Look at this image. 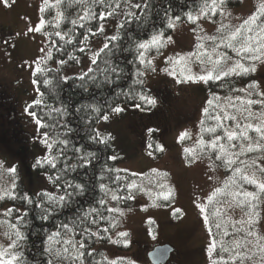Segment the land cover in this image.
I'll return each mask as SVG.
<instances>
[{
    "label": "snow or ice",
    "instance_id": "obj_1",
    "mask_svg": "<svg viewBox=\"0 0 264 264\" xmlns=\"http://www.w3.org/2000/svg\"><path fill=\"white\" fill-rule=\"evenodd\" d=\"M0 3L8 5L9 0ZM184 6L188 10L180 15L173 14L171 8L165 10L162 26L153 25L149 30L150 0H42L40 13L56 11L50 19L41 16L25 33L43 31L48 38L39 49L40 55L28 64L36 96L25 112L34 120L39 142L46 150L33 167L44 169L47 180L59 192H20L14 181L10 188H0V224L8 227L4 233L8 243L0 244V264H57L58 260L61 264H118V260L102 252L101 258L96 259L95 245L120 244V238L127 236L119 230L115 231V240L106 235L118 229V220L105 213L122 216L118 206L109 205L134 199L137 185L119 175L127 169H116L107 163L116 161L117 155L107 156L93 185L102 195L86 208L80 205L78 198L85 195L86 185L67 179V174L94 168L99 158L84 145L76 146L70 139L62 138L75 129L66 119L72 113L69 105L60 100L58 90L70 82L88 92L90 87L102 89L131 77L127 89L107 98L108 109L96 102L75 108L76 113H88L89 119L91 113H96L95 122L108 121L110 113L124 111L119 103L112 106L121 96L136 108L156 104L155 98L143 90V78L148 72L157 71L173 77L177 84H197L208 89L198 129L184 130L177 138L186 141L195 137L193 146L183 148L186 163L206 162L208 180L213 185L204 198L193 201L207 229L208 264H246L257 254L259 260H253V264H264V84L253 76L259 66H264V0H252V7L243 15H233L231 0H184ZM69 9H74V14ZM46 24L53 30L44 31ZM133 25L142 35L132 31ZM178 25L188 27L190 50L166 55L169 46L175 44L170 33H175ZM121 53L132 55L131 60H125L132 65L130 72L114 62L113 58ZM158 57L165 66L158 67ZM76 64L81 70L69 74ZM47 97L56 99L60 106L48 104ZM33 105L39 111H30ZM88 139L91 144L107 145L112 137L93 128ZM157 150L163 148L157 146ZM6 171L15 174L16 168ZM121 189L125 190L123 194ZM170 196V191L163 194V200L168 201ZM221 197L243 214L232 223V230L244 235L230 242L216 239L230 233L224 230L227 225L220 219V209L209 210V206L220 203ZM73 206L76 210L72 216L55 222L52 229L42 230L37 258L26 256L27 230L32 223L29 216L35 213V219L49 222ZM180 212L179 208L173 210L174 215ZM102 222H107V226ZM213 228L221 231L214 232ZM123 242L127 244L126 239ZM224 253L228 254L227 259Z\"/></svg>",
    "mask_w": 264,
    "mask_h": 264
},
{
    "label": "rangeland",
    "instance_id": "obj_2",
    "mask_svg": "<svg viewBox=\"0 0 264 264\" xmlns=\"http://www.w3.org/2000/svg\"><path fill=\"white\" fill-rule=\"evenodd\" d=\"M42 0H9V4L0 3V91L4 90L1 85L8 84L10 80L20 78V83L28 89L24 94L13 90L19 101L16 107L22 113L23 129L30 131V139L35 138L36 144L33 152L29 156L28 163L36 160L37 157L45 154V147L39 142L37 126L34 120L25 112L28 104L32 103L36 94L31 81L33 79L28 64L39 55V49L45 46L48 38L43 31L35 34H27L28 28L39 21L41 16L39 8ZM252 7V0H240L239 5H231L233 15L246 14ZM52 16L55 9H52ZM207 27V25H205ZM45 31V29H44ZM113 31L109 25V34ZM174 35L175 44L169 46L165 51L166 55L173 52L190 50V40L188 27L178 25ZM154 54V53H153ZM28 62V63H25ZM158 67L165 66L160 58H157ZM51 66V64H50ZM81 66L76 64L69 70L70 73H78ZM256 79L264 84V66H259ZM144 85L148 88L149 95L155 98L154 106L136 108L129 105H120L124 111L118 114H109L108 121H99L97 129L105 135H111L114 151L112 155H117L114 161L116 169H127L131 174L135 173L133 179L137 185L134 190V204L130 207H122L117 202H111L109 207L118 206L123 215L112 213V218L118 220V229L112 230L109 234L115 240L118 237L115 231L127 233L122 237L120 244L95 245L104 255L110 259L118 260V264H150L146 258L147 250L155 244L170 243L175 252L180 249H190L186 252L185 264H208V254L206 251L208 236L207 229L203 223V217L198 214L199 210L193 201L196 197L204 198L211 190L212 182L208 180L207 164L197 162L195 164L186 163L184 147L193 146L195 137L186 141H179V134L188 130L194 132L198 129V121L201 117V106L207 95V87L197 84H177L173 77L157 71L148 72L143 78ZM25 89V90H26ZM7 93H11L9 88ZM9 94H0V136L1 130H8L12 127V122L7 125V113L5 111L8 103L3 101V97ZM165 98L169 101L161 100ZM12 98V101L16 100ZM25 106V108H24ZM9 115V114H8ZM28 136L27 133H20L19 138ZM5 138V136H3ZM15 149L17 143H12ZM151 145V147H149ZM6 139L0 142V188H10L17 177H22L27 183L26 173L19 172L18 168L25 167L23 157L18 153L14 154ZM157 146L163 148L158 151ZM151 152L152 155L148 153ZM17 165H20L18 167ZM16 168V173L6 171L8 168ZM156 171L153 172L152 170ZM223 171V170H221ZM38 179L45 176L33 173ZM22 179V180H23ZM33 184V192L40 189H47L46 182ZM30 188V187H29ZM171 192L172 201L163 204V194ZM200 202V201H197ZM205 204L207 200L203 201ZM2 203V202H0ZM233 207V206H232ZM179 208L180 214L174 215L173 210ZM220 210L229 208L227 203L217 206ZM238 208V207H237ZM234 221L242 218V211L236 210L229 213ZM239 227V225H237ZM8 232L6 224H0V244L8 243L4 233ZM187 240L182 241L178 236ZM240 237L243 232L238 234ZM127 244H124V240ZM142 244L146 248H142ZM250 247V246H249ZM251 255V253H248ZM254 259V258H253ZM246 264H253L251 260Z\"/></svg>",
    "mask_w": 264,
    "mask_h": 264
},
{
    "label": "trees",
    "instance_id": "obj_3",
    "mask_svg": "<svg viewBox=\"0 0 264 264\" xmlns=\"http://www.w3.org/2000/svg\"><path fill=\"white\" fill-rule=\"evenodd\" d=\"M151 3V11H150V17L151 20L149 22V30L151 29V26H155L157 28L162 26V18L164 17V13L165 10L171 8V12L175 15H180L182 11H187V7L184 6V0H150ZM240 0H231V5H239ZM70 12H75L74 9H69ZM53 10H50V14L48 12L43 13L44 17L46 19H50L52 16ZM66 23V22H65ZM63 26V24H62ZM53 28L51 25H45V31H52ZM132 31L136 34V35H142L141 33H137L135 30V25H133L132 27ZM4 35H1L0 41H2ZM98 42V41H97ZM114 62L119 63L122 67L125 68L126 71L130 72L132 70V65H129L125 62V60H131L132 59V55L130 53H121L119 54L118 57H114ZM70 70V69H69ZM69 74H73L70 73ZM254 78H256V75H253ZM131 83V77H126L125 79L121 80L118 82V85H113V86H107L105 85L102 89H97L94 86L90 87L88 92H84L82 89L77 88L75 86H73L72 83H66L62 88H60L59 91V96H60V100H62L65 104L69 105V111L70 113H72V115L66 117V119L69 121L70 123V127H72L73 129H75L74 132L72 133H67L65 134L62 138H68L72 141L73 144H75L76 146H80V145H84L85 148L89 151H94L97 153L98 158H99V162L95 164V167L93 168L92 166L87 167L86 169H78L77 172H70L67 174V179H74L76 182H80L86 185L87 191L85 193V195L83 197L78 198L79 199V203L80 205H82L83 207H87L88 204L93 203L94 200L99 197L100 195H102L98 188H94L93 185L96 183V177L100 174V166L105 162V158L107 156H111L113 151H114V146L112 141H110L107 145H95V144H91L88 137L89 135H91V130L93 128L97 129V123L95 122V118L97 116L96 113H91V119H89V114L88 113H76L75 112V108L77 105H80L82 103H92V102H96L98 103L102 109H108V103H107V98L109 97H113L114 94L119 91L120 89H127L129 84ZM137 90H140L139 87H137ZM143 90L149 94L148 88L145 87V85H143ZM221 92H223L224 90H219ZM47 103L56 107H59L60 104L57 102L56 99L51 98V97H47ZM117 103H119L120 105H129V106H133L132 102H125L124 97L121 96L119 97L117 100L113 101L112 106H115ZM146 105H142V107H145ZM30 111H39V109L33 105L32 108L30 109ZM46 119V118H45ZM61 132H63V129H60ZM1 139H3V136H0V142L2 141ZM30 156V155H29ZM69 156H72V153L69 152ZM29 160V159H28ZM35 160H32L30 163V167H20V165H17L18 167H20V169L18 168L19 172L21 173H26L27 176V183L24 181V179L20 176L17 177L15 179V183L17 185V190L20 192H24L27 191L28 193H35L31 190V188L35 187L33 184L31 183H35L37 180V183L40 181L42 182H46L48 184V188L47 190L49 191H56L59 192V189H53L52 185L49 183V181L46 178L45 175V171L44 169L41 168H35L33 167ZM75 162V161H73ZM107 163L113 167H114V161H107ZM63 162H61L62 166ZM39 173V174H43L45 176L38 179L34 178L33 173ZM119 175L121 176H125L130 178L131 180H133L135 178V176H133L130 172H120ZM23 179V180H22ZM107 183V181H105ZM112 187H115V185H111ZM30 187V188H29ZM41 190H45V189H40L38 191ZM36 191V192H38ZM124 189L120 190V193L123 194L124 193ZM226 198L221 197L220 198V203L216 204L215 207L213 206H209V210L210 211H214L215 208L217 206H221V204L224 203V200ZM172 201V197H170V199L168 201H163V204H167L170 203ZM208 203V202H207ZM206 203V204H207ZM122 207H130L134 204V200H128L127 202H120L119 203ZM240 208L236 207L235 205H233V207H229L227 210H220V219L223 221V223L225 225H227L226 229L230 235L229 236H217L216 239L218 241H220L221 239L225 242H230L232 239L235 238H239L240 236L236 233L233 232L232 230V223L234 222V220L232 219V217L229 215V213H233L236 210H239ZM76 210V206H73L71 208H67L64 209L62 211L61 214H59L55 220L53 221H49V222H41L37 219H35V213H32L29 216V219L32 220L31 226L28 228L27 230V234H28V243L25 247V254L26 256H28L30 259H36V252L38 249H40L41 246V239H42V230L43 229H52L53 225L55 222L59 221V220H64L69 216H72L75 213ZM241 210V209H240ZM242 211V210H241ZM106 215H108L110 218H112L111 214L112 213H105ZM102 224L104 226H107V222H102ZM214 232H218L221 230H217L215 228H213ZM33 233H36L35 235ZM106 235H110L109 233H107ZM182 233L178 236L182 241H186V236L182 237ZM187 242V241H186ZM220 245L218 244L217 246V250H219ZM42 250V249H41ZM182 250V249H181ZM187 251H183L184 252V256L182 258V264H185V259L187 257L186 252H190V249H186ZM181 252L180 250H176ZM99 253H101L100 250H98L97 255H96V259H100V255ZM224 256L225 259H227V253L222 254ZM253 260H259V255L257 254L255 257H253ZM40 259H43V257H40ZM253 260H251L253 262ZM57 264H61V262L58 260Z\"/></svg>",
    "mask_w": 264,
    "mask_h": 264
},
{
    "label": "flooded vegetation",
    "instance_id": "obj_4",
    "mask_svg": "<svg viewBox=\"0 0 264 264\" xmlns=\"http://www.w3.org/2000/svg\"><path fill=\"white\" fill-rule=\"evenodd\" d=\"M5 37V36H4ZM24 84L20 83V78L17 77V79H12L8 82V84L5 85H1V87H4L3 91H0V94H9L7 93L9 88H11V93L9 95H6V97H3V101H5L6 103H8V107H6L5 111L7 113V125L9 123L12 122V127L8 130H1L2 131V136H5V138L1 139L4 140L6 139L7 143H8V147L9 149H12L14 152V154L20 153L21 157H23L24 161L23 164L25 167H30L31 163H28L27 160L29 158V155L33 152V147L36 144L35 138L33 137L32 139H30V135L32 134L30 131H25L23 129V122H22V113L19 112V110L16 107V103L19 101V96L16 97V93L12 92L13 90H17L18 92L22 93L23 91L24 94H27L29 91L28 89H26L25 87H23ZM26 89V90H25ZM16 97V100L12 101V98ZM163 99L161 100H166L169 101L168 98H165L164 94H163ZM29 105V104H28ZM25 108V106H24ZM9 114V115H8ZM4 114L0 115V117H2ZM27 133L28 136L19 138V134L20 133ZM12 143L16 144L17 146L15 147V149L12 148ZM25 158H27V160H25ZM187 241V240H186ZM162 244V243H161ZM163 244H167V243H163ZM142 248H146L145 244H142ZM181 252L176 251L173 249L172 252L169 255V258L167 259V261L164 264H182V258L184 256V252L185 249H180ZM187 251V250H186Z\"/></svg>",
    "mask_w": 264,
    "mask_h": 264
},
{
    "label": "water",
    "instance_id": "obj_5",
    "mask_svg": "<svg viewBox=\"0 0 264 264\" xmlns=\"http://www.w3.org/2000/svg\"><path fill=\"white\" fill-rule=\"evenodd\" d=\"M171 251L172 247L169 244L158 245L147 253V257L152 264H164Z\"/></svg>",
    "mask_w": 264,
    "mask_h": 264
}]
</instances>
